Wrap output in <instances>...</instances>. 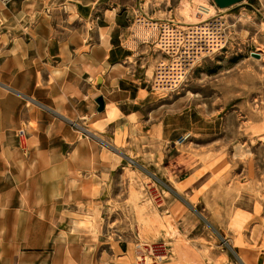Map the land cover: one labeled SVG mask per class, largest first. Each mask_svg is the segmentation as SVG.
Masks as SVG:
<instances>
[{"label": "crops", "instance_id": "obj_1", "mask_svg": "<svg viewBox=\"0 0 264 264\" xmlns=\"http://www.w3.org/2000/svg\"><path fill=\"white\" fill-rule=\"evenodd\" d=\"M142 1L0 0V264H15L19 250L29 260L31 245L55 236V223L78 230L90 218L99 234L102 191L127 157L149 161L178 190L201 179L192 152L174 145L172 108L151 87L164 53L157 40L132 32ZM167 191L156 198L172 216L177 205ZM179 247L186 264L216 261L199 253L196 262ZM90 251L87 262L71 264H132L94 262Z\"/></svg>", "mask_w": 264, "mask_h": 264}, {"label": "rangeland", "instance_id": "obj_2", "mask_svg": "<svg viewBox=\"0 0 264 264\" xmlns=\"http://www.w3.org/2000/svg\"><path fill=\"white\" fill-rule=\"evenodd\" d=\"M142 2L145 12L133 18L137 37L158 44L159 25L170 20L193 31L194 39L200 38L204 23L214 30L203 35L207 41L222 38V48L206 47L189 62L185 80L175 90L156 86L157 67L168 61L164 54L151 80L157 95L166 97L164 108H172L174 145L192 152L189 156L201 179L178 190L149 161L127 157L102 191L104 220L99 234L90 218L78 223V230L69 223H55L50 242L40 243L41 248L31 245L29 260L20 250L15 252V264L87 262L90 249L94 262L137 264L143 255L147 262L143 264H186L189 255L179 247L183 243L196 262L200 253L206 261L216 255L214 264L264 263V1L245 0L229 8H219L213 0ZM74 127L89 133L80 124ZM180 137L187 139L180 143ZM185 160L189 158L179 163ZM167 188L178 206L172 216L156 198ZM90 226L93 234L86 230ZM46 227L51 230L50 224ZM4 251L0 247V254Z\"/></svg>", "mask_w": 264, "mask_h": 264}, {"label": "built area", "instance_id": "obj_3", "mask_svg": "<svg viewBox=\"0 0 264 264\" xmlns=\"http://www.w3.org/2000/svg\"><path fill=\"white\" fill-rule=\"evenodd\" d=\"M200 38L191 35L193 31L187 32L174 23V21L164 22L159 25V49L168 57V61H161L157 67L156 86L165 90H175L179 87L186 77V67L189 62L194 61L206 47L210 49H220L223 47L222 38L215 36L210 42L205 39V33L214 31L212 25L204 23ZM198 35V34H197ZM200 43V45H198ZM74 126H79L73 123ZM23 133V132H22ZM187 137H180L178 142L182 143ZM156 179V178H155ZM162 186V184H161ZM138 263L146 262V257L139 255ZM147 263V262H146Z\"/></svg>", "mask_w": 264, "mask_h": 264}, {"label": "water", "instance_id": "obj_4", "mask_svg": "<svg viewBox=\"0 0 264 264\" xmlns=\"http://www.w3.org/2000/svg\"><path fill=\"white\" fill-rule=\"evenodd\" d=\"M215 2V4L219 7V8H229L232 7L236 4H240L242 2H244L245 0H213ZM259 55V54H257ZM97 103L99 104V111H103L105 108V102L102 96H99L96 99Z\"/></svg>", "mask_w": 264, "mask_h": 264}]
</instances>
